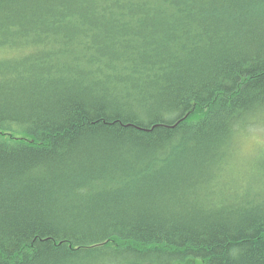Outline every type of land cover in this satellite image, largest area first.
Instances as JSON below:
<instances>
[{"label": "trees", "instance_id": "trees-1", "mask_svg": "<svg viewBox=\"0 0 264 264\" xmlns=\"http://www.w3.org/2000/svg\"><path fill=\"white\" fill-rule=\"evenodd\" d=\"M261 111L264 0H0V264H264Z\"/></svg>", "mask_w": 264, "mask_h": 264}, {"label": "rangeland", "instance_id": "rangeland-1", "mask_svg": "<svg viewBox=\"0 0 264 264\" xmlns=\"http://www.w3.org/2000/svg\"><path fill=\"white\" fill-rule=\"evenodd\" d=\"M247 132L240 140L238 162L236 161V167L233 169L239 175L236 173L234 176L228 175L229 181H231L230 178H235L239 181L238 183H245L247 181L249 183L253 181L254 183L255 180L257 181L258 175L264 177V158H259L264 156V124L251 127ZM253 161L254 163L251 166L250 163ZM243 163L247 165L246 168L243 166ZM248 166H251L252 169H249ZM262 186L264 190V179L262 180ZM239 189L238 186L235 189L232 188V192L235 190L239 191Z\"/></svg>", "mask_w": 264, "mask_h": 264}, {"label": "bare ground", "instance_id": "bare-ground-1", "mask_svg": "<svg viewBox=\"0 0 264 264\" xmlns=\"http://www.w3.org/2000/svg\"><path fill=\"white\" fill-rule=\"evenodd\" d=\"M30 51L34 52L35 50L32 49ZM247 121L249 122V124L242 128V130L237 134L236 139L231 143L230 146H227V148L225 149V153L222 156L223 164L221 166H224V171L227 177L225 176L223 177V183L219 187L223 189V192H228V190L231 189L232 187L233 189H235L238 186V188H240L239 191L235 190L233 193L239 194V195L245 193L246 196L250 198L252 194L264 193V190L262 189L263 187L262 180L264 179V177L262 175H258V177L256 178L257 181L255 180L254 183L253 181L250 183L248 181L245 183L244 182L238 183L239 181L237 179L230 178L231 181H229V178H228V175L234 176L235 173L239 175V173H237L236 170L234 171L233 169L234 167H236V164H237L236 161L238 160V156H239L238 154H239L240 140L244 134L248 133L247 131H249L251 127L261 126L264 124V111L259 112L255 116L250 115ZM259 158H264V156L259 157ZM254 159H257V158H254ZM254 161L250 163L251 166L254 163ZM243 166L245 168L247 167L245 163H243ZM251 166H248V168L252 169ZM220 188L216 187V191L217 192L220 191Z\"/></svg>", "mask_w": 264, "mask_h": 264}]
</instances>
